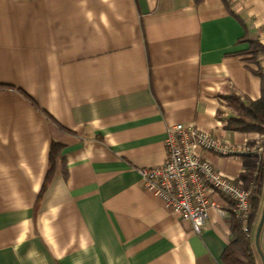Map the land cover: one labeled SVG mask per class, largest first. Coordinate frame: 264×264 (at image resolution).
<instances>
[{"label": "crops", "instance_id": "1", "mask_svg": "<svg viewBox=\"0 0 264 264\" xmlns=\"http://www.w3.org/2000/svg\"><path fill=\"white\" fill-rule=\"evenodd\" d=\"M249 40L264 44V0H0V264H226L232 201L217 196L197 233L137 168L163 161L176 123L262 143L226 126L228 97L261 94Z\"/></svg>", "mask_w": 264, "mask_h": 264}, {"label": "built area", "instance_id": "2", "mask_svg": "<svg viewBox=\"0 0 264 264\" xmlns=\"http://www.w3.org/2000/svg\"><path fill=\"white\" fill-rule=\"evenodd\" d=\"M221 121L228 122L225 113L221 114ZM164 145L165 157L160 164L137 168L145 188L159 197L163 207L187 218L198 233L209 208L222 210L223 205L216 201L222 195L232 201V213L241 220L244 234L251 236L247 224L248 190L240 180L222 174L199 151L223 156L258 155L264 150L263 144L234 146L196 124L176 123L166 128Z\"/></svg>", "mask_w": 264, "mask_h": 264}, {"label": "trees", "instance_id": "3", "mask_svg": "<svg viewBox=\"0 0 264 264\" xmlns=\"http://www.w3.org/2000/svg\"><path fill=\"white\" fill-rule=\"evenodd\" d=\"M195 3L201 0H193ZM248 53L251 58H256L264 54V44L257 40H249ZM261 79V94L255 100L248 101L247 104L239 100L238 97H228L229 104L236 111V115L227 123V128L239 131H256L264 137V75L260 70L254 71ZM264 146V138L262 141ZM55 154L54 144L51 145L49 155V168L43 181L42 189L50 180L53 171V157ZM244 170L236 180L241 181L244 189L248 190V217L249 229H255L259 215L264 192V150L258 154H246L242 156ZM231 238L225 246L222 259L226 264H258V250L255 246L252 235L247 236L242 230V222L231 213Z\"/></svg>", "mask_w": 264, "mask_h": 264}, {"label": "water", "instance_id": "4", "mask_svg": "<svg viewBox=\"0 0 264 264\" xmlns=\"http://www.w3.org/2000/svg\"><path fill=\"white\" fill-rule=\"evenodd\" d=\"M263 218H264V203H263V207H262V210H261V213H260V217H259L256 229H255V234H254V243H255V246H256L257 250L260 253V256H261V259H262V263L264 264V257L261 254V251H260L259 245H258V236H259V231H260V228H261V224L263 222Z\"/></svg>", "mask_w": 264, "mask_h": 264}]
</instances>
